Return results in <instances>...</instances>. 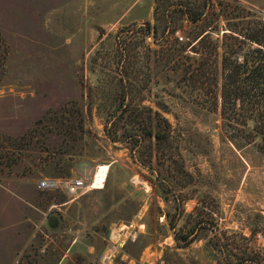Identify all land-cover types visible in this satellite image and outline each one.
<instances>
[{
    "label": "rangeland",
    "instance_id": "1",
    "mask_svg": "<svg viewBox=\"0 0 264 264\" xmlns=\"http://www.w3.org/2000/svg\"><path fill=\"white\" fill-rule=\"evenodd\" d=\"M154 1L0 0V264H100L111 231L131 222L137 238L112 264H264V142L246 138L239 121L224 127L221 50L217 60L189 52L199 31L212 29L221 45L230 30L264 24V0H215L213 10L197 0L202 23L176 20L192 41L185 55L199 91L180 84L145 34ZM166 1L159 17L179 0ZM142 108L170 122V156H158L153 140L112 141L114 121L117 137L136 121L149 125ZM98 165L109 168L102 189L75 199L62 185L37 189L40 179L62 183ZM175 233L193 241L179 245Z\"/></svg>",
    "mask_w": 264,
    "mask_h": 264
},
{
    "label": "trees",
    "instance_id": "2",
    "mask_svg": "<svg viewBox=\"0 0 264 264\" xmlns=\"http://www.w3.org/2000/svg\"><path fill=\"white\" fill-rule=\"evenodd\" d=\"M166 2L169 1L167 0ZM194 2L195 6L193 7ZM196 2L197 0L172 1L163 10V17H159V0H155L153 11L154 24L152 25L150 22H147L143 30H145L147 36L153 33L154 38L158 39V44L164 55H167L168 62L170 61L175 65V70L179 74L180 84L185 86L189 84L192 89L199 91L203 87V85H198L200 82L197 78L199 69L198 67L193 68L191 57L185 55L186 49L190 47L192 41L188 43H184V41L178 42L176 38L174 42L171 37L179 30L176 20L180 21L179 26L183 22H186V24H183L186 26L198 25L205 20L207 16L204 10L205 3L204 5L201 3L197 5ZM206 4V8L211 6L212 10L213 6L216 5L215 0H206ZM211 16L213 20H216L219 15L213 11ZM162 20L165 25L160 27L158 22ZM158 30H162L160 34H158ZM211 31L212 29L203 30L194 35L195 39L193 41H197V43L190 48L189 52L200 55L205 53L204 56L208 55L209 58L217 60L218 50H221L220 115L224 122V127L233 128L235 121H239L243 133H246V138H259L264 142V24L253 23L252 27H248L242 32L230 30L229 35L223 34L224 41L221 45L213 42L210 36ZM206 43H210L211 47L207 46ZM196 45L201 48L200 51L195 48ZM201 66L203 68V63ZM140 110H137L140 112L138 116L141 115V112H144L146 114L145 119L149 120V125L136 121L131 126L133 129L128 131L123 124L125 133L117 137L116 122L114 121L112 122V134L110 133L112 141L129 143L128 138L131 137L135 145H139L145 139L153 140L158 156H170L172 130L170 122L158 113L152 112L151 109L144 110L142 108ZM131 111L135 112L134 109ZM124 112L126 111H122V113ZM57 115L56 112L50 114L46 120L48 123H52L58 119ZM122 116L118 118L119 120L117 119L118 123ZM153 121H155L154 124ZM65 127V132L70 135L72 132L71 125ZM77 128L81 134H84L85 130L82 118H80ZM247 128L250 130L246 131ZM251 139L247 141V144L252 142ZM165 217L169 220L170 228L175 231V220L169 219L168 213L165 214ZM175 240L179 245L182 243V246H186L193 241V238L189 237V233L184 235H177L175 233Z\"/></svg>",
    "mask_w": 264,
    "mask_h": 264
},
{
    "label": "built area",
    "instance_id": "3",
    "mask_svg": "<svg viewBox=\"0 0 264 264\" xmlns=\"http://www.w3.org/2000/svg\"><path fill=\"white\" fill-rule=\"evenodd\" d=\"M176 38L180 42L183 41V38L178 35V32H176ZM91 175L92 174L73 177L63 181L62 183L56 179H40L37 182V189L41 191H55L60 188V185H62L66 195L71 199H75L91 190ZM134 228L135 225L131 222L128 226L123 225L119 227V229H113L111 231L109 239L112 243L110 247L100 256V264H112L114 260V253L117 251V248L121 247L125 240L131 239L134 241V239L137 238V231Z\"/></svg>",
    "mask_w": 264,
    "mask_h": 264
},
{
    "label": "bare ground",
    "instance_id": "4",
    "mask_svg": "<svg viewBox=\"0 0 264 264\" xmlns=\"http://www.w3.org/2000/svg\"><path fill=\"white\" fill-rule=\"evenodd\" d=\"M107 165H98L92 172L91 190L102 189L108 173Z\"/></svg>",
    "mask_w": 264,
    "mask_h": 264
}]
</instances>
